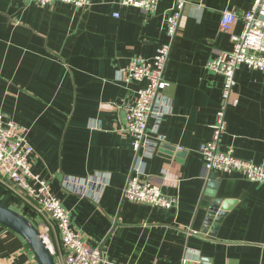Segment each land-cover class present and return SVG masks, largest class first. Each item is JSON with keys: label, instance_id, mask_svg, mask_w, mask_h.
Here are the masks:
<instances>
[{"label": "crops", "instance_id": "obj_1", "mask_svg": "<svg viewBox=\"0 0 264 264\" xmlns=\"http://www.w3.org/2000/svg\"><path fill=\"white\" fill-rule=\"evenodd\" d=\"M91 2L81 9L0 0V111L26 130L30 171L48 183L87 246L115 264H264V183L219 172L212 181L198 152L222 106L223 78L207 64L215 51L232 50L221 16L237 13L231 31L239 35L241 15L254 0H188L172 39L165 19L173 0H159L152 13L117 0ZM168 43V87L156 101L165 114L158 126L164 140L144 163L161 192L178 199L176 210L122 195L134 153L119 105L133 102L143 83L125 82L121 73L131 58H152ZM234 82L219 147L264 167V72L240 66ZM75 181L106 185L96 201L68 191ZM208 190L233 205L215 230L212 223L204 232ZM0 204L24 212L62 252L55 223L1 176ZM0 264H36L22 237L2 225Z\"/></svg>", "mask_w": 264, "mask_h": 264}, {"label": "built area", "instance_id": "obj_2", "mask_svg": "<svg viewBox=\"0 0 264 264\" xmlns=\"http://www.w3.org/2000/svg\"><path fill=\"white\" fill-rule=\"evenodd\" d=\"M26 4L45 6L53 3L72 5L88 9L91 0H23ZM122 7H132L145 12H154L159 0H117ZM188 0H173L167 15L166 31L175 37L183 10ZM114 18H119L117 12ZM239 16L233 11H224L221 16L220 30L230 35L232 50L215 51L214 58L208 62L207 70L223 78L221 91L222 106L216 112L215 123L211 126V139L199 146L198 152L203 167L208 172L222 174L239 173L250 182L264 183V167L252 161H244L234 156L232 147L221 150L219 143L226 130V105L235 84V72L240 66L264 72V0H254L251 8L241 15L243 30L239 35L232 33V26ZM171 43L163 44L152 58L135 56L130 59L121 73L125 82L143 83L133 102L123 101L119 108L124 115V132L131 139L134 164L123 189V199L131 203L150 206L162 210H176L178 199L161 192V187L151 179L145 169L144 160L156 154L159 143L164 137L158 126L165 115L156 107V101L168 85L164 72L168 61ZM167 111H165L166 113ZM155 119L154 136L149 135V121ZM33 148L26 141V130L12 121H4L0 111V176L11 181L32 199L39 209L55 223L59 232L62 252L58 253L49 244L46 235L41 233L56 264H115L109 261L98 249L87 246L81 234L74 229L70 212L50 192L45 180L30 171L28 157ZM66 189L85 198L99 200L106 182L99 185L87 181H75ZM183 261H188L184 259Z\"/></svg>", "mask_w": 264, "mask_h": 264}, {"label": "water", "instance_id": "obj_3", "mask_svg": "<svg viewBox=\"0 0 264 264\" xmlns=\"http://www.w3.org/2000/svg\"><path fill=\"white\" fill-rule=\"evenodd\" d=\"M214 178V173L211 172L210 179L214 181ZM216 185V182L215 184H211L212 189H214ZM207 196H209L210 199L208 200L209 209L203 225L204 232H206L207 227L212 223H214L212 229L215 230L223 216L233 205L231 201H223L215 198V192L212 190L207 191ZM0 225L22 237L30 248L36 264H56L39 229L24 214V212H17L8 206L0 204ZM210 235L213 236L214 233H210Z\"/></svg>", "mask_w": 264, "mask_h": 264}]
</instances>
